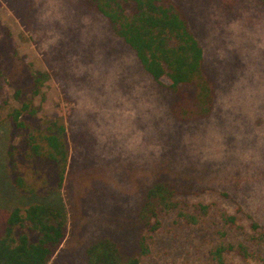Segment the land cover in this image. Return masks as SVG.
Masks as SVG:
<instances>
[{
	"label": "rangeland",
	"instance_id": "rangeland-1",
	"mask_svg": "<svg viewBox=\"0 0 264 264\" xmlns=\"http://www.w3.org/2000/svg\"><path fill=\"white\" fill-rule=\"evenodd\" d=\"M178 1L216 80L213 113L202 120L175 119L171 93L81 0H0V237L14 208L43 200L13 185L6 118L18 107L12 86L30 94L45 71L38 118L65 119L71 143L64 188L44 199L63 205L69 221L49 264H87V247L106 237L131 252L142 234L139 204L157 177L173 181L183 210L201 220L168 214L141 264H263L228 253L220 261L216 251L245 238L223 213L240 206L264 226V4Z\"/></svg>",
	"mask_w": 264,
	"mask_h": 264
},
{
	"label": "trees",
	"instance_id": "trees-1",
	"mask_svg": "<svg viewBox=\"0 0 264 264\" xmlns=\"http://www.w3.org/2000/svg\"><path fill=\"white\" fill-rule=\"evenodd\" d=\"M81 1L107 20L112 32L135 53L144 71L171 93L170 112L175 119L186 122L211 116L217 96L216 80L206 67L205 51L190 17L178 0ZM258 1L264 4V0ZM48 81V72L40 71L34 76L30 94L12 86L18 102L6 118L11 125L6 153L12 182L23 196H40L43 200L11 211L0 237V264H49L69 232L64 206L44 200L61 193L71 165L70 129L65 119L38 118L39 106L34 98ZM19 134L20 143L16 144L14 139ZM181 193L173 181L155 178L138 207L142 234L137 245L128 252L113 238L98 239L86 249L87 264H141L151 251L149 239L162 228L170 213L177 211L187 222L200 223L201 214L183 210ZM196 207L202 216L208 215V205L200 203ZM222 220L245 238L219 247V260L224 261L223 254L228 253L264 264V226L240 206L232 214L223 213Z\"/></svg>",
	"mask_w": 264,
	"mask_h": 264
}]
</instances>
